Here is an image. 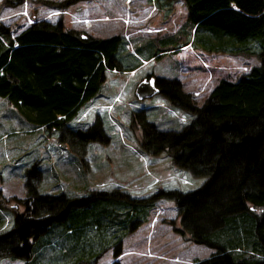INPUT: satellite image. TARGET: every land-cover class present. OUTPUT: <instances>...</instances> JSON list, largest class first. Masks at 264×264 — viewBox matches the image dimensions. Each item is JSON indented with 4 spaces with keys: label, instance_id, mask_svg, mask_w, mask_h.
Returning a JSON list of instances; mask_svg holds the SVG:
<instances>
[{
    "label": "trees",
    "instance_id": "1",
    "mask_svg": "<svg viewBox=\"0 0 264 264\" xmlns=\"http://www.w3.org/2000/svg\"><path fill=\"white\" fill-rule=\"evenodd\" d=\"M183 1L195 46L210 53L253 54L256 44L260 58L236 82L220 80L202 106L179 80L156 76L159 94L193 116L180 131L160 130L138 113L145 151L167 152L176 167L205 178L203 184L137 198L120 190L41 194L29 180L25 212L16 213L12 228L0 233V260L35 264V256L59 238L74 264H92L111 245L118 257L123 239L150 221L158 201L169 200L178 209V230L214 249L192 264H264V0ZM191 39L186 31L176 45L148 57L161 59ZM122 45L119 34L95 37L62 22L39 20L15 36L0 23V96L25 121L60 131V140L78 151L91 141L105 142L98 122L84 131L67 125L98 96L108 72L134 69L123 68L132 61ZM61 223L65 227L49 237Z\"/></svg>",
    "mask_w": 264,
    "mask_h": 264
},
{
    "label": "rangeland",
    "instance_id": "2",
    "mask_svg": "<svg viewBox=\"0 0 264 264\" xmlns=\"http://www.w3.org/2000/svg\"><path fill=\"white\" fill-rule=\"evenodd\" d=\"M39 20L62 22L66 29L95 37L119 34L121 51L132 61L126 60L123 68L134 69L108 72L98 96L68 123L70 129L84 131L98 122L107 136L105 142L91 141L81 151L61 141L60 131L25 121L0 96V233L12 228L16 213L25 212L22 203L28 197L29 180L41 194L70 196L120 190L144 198L160 190L199 188L205 178L176 167L167 152L151 155L145 151L138 113L144 112L160 130L176 131L193 116L160 94L139 100L136 87L149 75L177 79L202 106L220 80L236 82L260 64L257 45L252 46L253 54L210 53L195 46L183 0H0V23L13 36ZM186 31L192 37L188 45L179 44L161 59L148 57L164 46L176 45ZM170 37L177 38L172 41ZM134 115L137 122H133ZM63 227L56 225L49 237ZM181 228L175 203L160 200L150 221L123 239L118 257L111 245L92 264H192L210 257L214 249L194 243ZM66 249L60 238L53 239L35 256V264H74L65 255ZM0 264L25 262L4 258Z\"/></svg>",
    "mask_w": 264,
    "mask_h": 264
},
{
    "label": "water",
    "instance_id": "3",
    "mask_svg": "<svg viewBox=\"0 0 264 264\" xmlns=\"http://www.w3.org/2000/svg\"><path fill=\"white\" fill-rule=\"evenodd\" d=\"M160 93L155 76L144 78L136 87L135 94L139 100L152 98Z\"/></svg>",
    "mask_w": 264,
    "mask_h": 264
}]
</instances>
